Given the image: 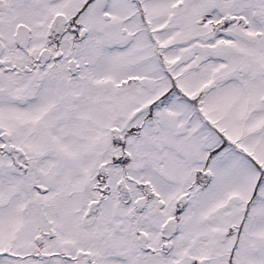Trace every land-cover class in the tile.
<instances>
[{
    "label": "snow or ice",
    "instance_id": "obj_1",
    "mask_svg": "<svg viewBox=\"0 0 264 264\" xmlns=\"http://www.w3.org/2000/svg\"><path fill=\"white\" fill-rule=\"evenodd\" d=\"M0 264H264V0H0Z\"/></svg>",
    "mask_w": 264,
    "mask_h": 264
}]
</instances>
